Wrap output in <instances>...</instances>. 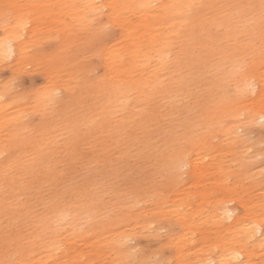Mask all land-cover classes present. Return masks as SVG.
Instances as JSON below:
<instances>
[{
    "label": "rangeland",
    "instance_id": "374dc122",
    "mask_svg": "<svg viewBox=\"0 0 264 264\" xmlns=\"http://www.w3.org/2000/svg\"><path fill=\"white\" fill-rule=\"evenodd\" d=\"M259 115L264 0H0V164L42 168L36 216L67 202L52 249L36 218L0 264H264Z\"/></svg>",
    "mask_w": 264,
    "mask_h": 264
},
{
    "label": "bare ground",
    "instance_id": "6f19581e",
    "mask_svg": "<svg viewBox=\"0 0 264 264\" xmlns=\"http://www.w3.org/2000/svg\"><path fill=\"white\" fill-rule=\"evenodd\" d=\"M11 46L12 44H9L8 47L1 49L3 56H7L9 53L11 54L15 51L11 48ZM260 116L264 117V115H259V117ZM15 151V155L9 157L4 164H0V257H2V252H5V245H10L12 241H15L18 245L24 243V238L19 228H24V225L29 227L30 223H32L36 218L37 220L35 221L32 232L42 233L44 236L43 244H46V246L52 249L54 235L56 232L55 225L64 217V212L66 210L65 206L67 205V202L64 199L65 191L63 189H59L51 193L52 199L50 204L49 206L47 204L44 205L40 216H36L33 213V200L32 195L29 194V192L31 190L39 191L43 183L46 181V178L37 173L38 169L42 170L41 167L35 168L33 165H29V162L27 163V159L24 160L21 156V159L24 160L22 163L20 161L21 152L19 148ZM36 154L44 157V153L42 151H36ZM6 167H11L16 170L22 169L29 171L31 181L27 184L22 183L23 181L19 184H14L11 178L5 176L4 171ZM1 187L7 194L1 190ZM20 195H26L25 200L21 204L17 202V198ZM49 211L51 213L48 216ZM216 216H218L220 223L230 221V227L237 224L234 219L233 208L227 207L217 212ZM49 218L51 219L50 223H48L47 220ZM52 224L53 227H51ZM10 228H15L14 233L10 231ZM228 229L230 228L228 227ZM240 229L243 230L247 237L256 236L260 230L262 232L261 227L254 229L248 224L240 227ZM200 264H253V262L251 261V258L245 248H237L233 249L232 252H229L226 257H211L205 259L204 263L202 262Z\"/></svg>",
    "mask_w": 264,
    "mask_h": 264
}]
</instances>
